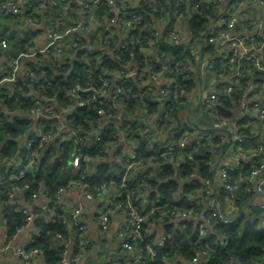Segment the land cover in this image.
Segmentation results:
<instances>
[{"label": "built area", "instance_id": "1", "mask_svg": "<svg viewBox=\"0 0 264 264\" xmlns=\"http://www.w3.org/2000/svg\"><path fill=\"white\" fill-rule=\"evenodd\" d=\"M164 1L0 0V28L6 17H14L16 24L9 26L19 34L4 36L0 31V49L18 51L0 70V91L9 99L22 91V98L33 104L28 110L12 111L0 105V126L21 119L28 124L25 131L0 143V193L10 200L24 196L26 187L20 183L44 162L54 164L65 153L64 144L73 142L69 182L58 188L55 202L57 210L69 217L68 226L78 232L79 255L71 259L72 264L94 248L81 220L83 205L63 202V195L73 190L88 200L101 201L96 215L101 235L111 230L114 216L127 218L116 234V251H101L85 264H142L144 252L154 258L168 247L165 230L147 249L135 245L144 238L143 225L149 216L158 211L148 193L142 192L141 174L153 175L163 166L175 170L172 179L180 186L176 199L195 203L187 210L173 211L168 223L192 224L197 243L215 239L212 247L206 244L191 259L176 255L167 258V264H213V253L228 245L218 224H232L241 215L258 219V228L264 231V0ZM142 7L144 14L139 11ZM198 18L204 28L194 33L191 25ZM162 44L172 49L185 45V57L177 60L175 51L163 50ZM75 62L83 73L66 91L67 104L61 106L55 96L39 92L36 83L47 82L52 67L58 66V74L67 78ZM29 63L38 64V69ZM180 73L186 75L182 82ZM134 96L139 99L131 107ZM226 100L229 117L220 114ZM149 102L159 104V112L150 113ZM45 104L53 109L47 112ZM174 108L181 123L173 118ZM92 141L98 160L83 152V147H93ZM8 142L15 147L11 154L4 149ZM97 161L120 166L121 182H116L115 174L109 183L91 187L87 179ZM188 161L194 166L185 177ZM199 161L209 175L200 173ZM83 164L89 171L81 172ZM132 184L136 191L130 190ZM184 186L195 187L194 194L185 192ZM241 190L248 193L242 207L237 194ZM124 194L128 200L120 201ZM39 198L43 201L37 204ZM51 204L47 193L32 195L20 212L28 216L26 226H35L33 238L17 247L10 242L24 227L10 235L5 206L0 205L4 238L0 251L14 250L23 264L44 263V250L30 246L39 232L38 211L54 216ZM142 207H151L150 214ZM162 216L156 223L165 227ZM123 250L133 258L123 257ZM63 254L67 255L66 249ZM228 264L242 263L234 259Z\"/></svg>", "mask_w": 264, "mask_h": 264}, {"label": "trees", "instance_id": "2", "mask_svg": "<svg viewBox=\"0 0 264 264\" xmlns=\"http://www.w3.org/2000/svg\"><path fill=\"white\" fill-rule=\"evenodd\" d=\"M36 3V0H31ZM160 4L165 3L164 0H158ZM147 9L148 7L145 6ZM139 11L144 14L143 7L139 9ZM8 25L16 24L17 19L14 17H6L4 19ZM204 28V22L201 18L195 20V22L191 25V30L196 33L200 32ZM8 33L11 35H15V37L19 36L17 32L12 29H9ZM21 44L15 46L19 48ZM163 50L175 51L176 59L182 60L185 55V45L179 46L176 49L169 48L168 45L160 46ZM129 57V55H127ZM129 58H125L124 61ZM139 62L142 60L139 59ZM29 65L37 70L39 65L29 63ZM143 65V64H141ZM184 70V69H183ZM60 73V68L58 66L52 67L47 82H37L36 86L39 89V92L47 97L55 96L57 103L61 106L67 104L66 91L73 85L74 82L78 80L79 77H82V66L80 67L76 62L74 63V71L67 78ZM186 75L180 73V82L183 81ZM133 92V94H135ZM172 95V92H171ZM42 97V96H41ZM155 97V96H153ZM5 98V99H4ZM4 99V102H2ZM139 98L135 97L131 99V107L136 106V102ZM229 100L224 102V108L220 110L221 115H225L229 117L228 108H229ZM0 105H4L9 111L20 109V110H28L33 106L29 99L22 98V91H18L13 99H9L8 95L5 94L4 91H0ZM42 106V103L40 102ZM47 106V104H45ZM47 112H50L53 109V105L47 106ZM52 108V109H51ZM148 110L150 113L159 112L160 105L156 102L150 103L148 105ZM93 116H96L94 112H91ZM178 109H173V118L176 123H181V119L179 118ZM232 116V115H231ZM84 118L80 119L79 122H83ZM48 125L55 124V120H45ZM15 126V127H13ZM28 128V124L21 120H16L13 125H3L0 126V143L3 141V138H7L10 136H15ZM179 135H177V138ZM87 142V139L84 140ZM96 144L92 141V146L90 148L83 147V152L85 155L89 156L93 160H98V150L94 148ZM66 146L65 153L58 159L54 164H48L44 162L42 168L36 172L34 175L27 176L21 183L20 186H24L25 193L24 196L19 195L16 199L10 200L8 194L0 193V205H4V213L5 217L8 219V228L9 234L14 235L18 229L25 227L28 222V216L24 215L20 211H22L26 203L31 201L32 195L34 193H47L50 198H52L53 204L49 207V210H55L54 216L49 215L50 212H45V216L40 215L42 211H38L39 216L35 218V225L39 229V232L35 236V242L31 244L30 248H40L44 250V263L45 264H58L64 260V250L66 248L60 247L58 243H56L55 239L60 238L66 241L68 236V224L67 221L69 217L64 211L57 210V206L55 202L57 201L56 197L58 195V188L62 186H66L69 182L70 176V168L69 163L72 157L73 151L76 148V145L73 142L65 143ZM8 154H11L14 151V144L8 142L4 148ZM100 159V158H99ZM200 162V161H199ZM200 173L207 176L209 175L207 172V166L204 162H200L197 164ZM93 170L95 172L89 171V166L87 164L82 165L81 172L89 171L87 182L90 183L91 187L98 186L103 182L109 183L111 180V176L115 175L118 177L116 182L120 183L122 180V172L120 174L121 167L115 165L114 163H99L98 161L94 164H91ZM194 166L193 162L188 161L187 164L184 165V173L183 175L187 177L190 173H192V167ZM175 174V170L172 166H163L158 169L153 175L148 173L141 174V177L145 179L144 183L140 186L143 191L148 193L149 200L156 204L158 211L153 212V215L149 216V221L143 225V235L144 238L141 241H136L135 245H141L147 249L149 246H152L155 242L154 238H151L147 235L146 229L149 224L156 223L160 220V217H165V233L168 236V247L160 251V253L152 258L148 252H144L140 258L142 260V264H167L166 260L169 257L180 255L185 260L191 259L198 250H203L206 248V244L210 247L214 238L210 239V242L205 243H197L198 233L189 222H181L175 224L173 222H169L170 216H173L171 213L184 211L190 207V204L194 203L192 200L178 201L176 199L177 193L179 191V183L173 180V176ZM235 177V175L233 176ZM43 185L45 188L43 189ZM184 191L193 195L196 190L195 187H185ZM130 190L136 191L133 184L130 187ZM97 194V192H94ZM239 204L242 207L247 204L248 193L244 191H239ZM127 195L124 194V197L120 201L128 200ZM132 200L136 202L135 196H133ZM246 203V204H245ZM195 204V203H194ZM159 206V207H158ZM144 213L150 214V208L142 207ZM162 214V215H161ZM50 216V218H48ZM259 220H249L246 215H241L236 219L235 222L229 225L218 224V229L220 232L228 237V245L224 249H218L215 253H213V264H228L234 259L238 260L242 264H253L255 261L264 260V231L259 230L258 228ZM77 246L74 247L73 257L78 256V242H76ZM132 259L133 257H129ZM125 259V258H124Z\"/></svg>", "mask_w": 264, "mask_h": 264}, {"label": "crops", "instance_id": "3", "mask_svg": "<svg viewBox=\"0 0 264 264\" xmlns=\"http://www.w3.org/2000/svg\"><path fill=\"white\" fill-rule=\"evenodd\" d=\"M10 29V26L8 23L3 22V25L0 28L1 33L5 36L7 35L8 31ZM13 48H10L7 51H2L0 49V70L6 65L7 59L10 57L13 53ZM63 202L67 205H74L76 203H80L83 205L84 209L82 212L81 220L87 227L88 233L90 235V238L93 242V247H95L97 244H111L112 246L119 245V239L116 238V234L118 230L124 225L126 222V216L125 214H120L117 216H114L112 218L111 223V230L107 233V235L103 236L101 235V232L99 231V227L96 222V215L98 212V208L100 206V200H88L84 198L80 192L77 190H73L62 197ZM43 201V198H39L37 204L41 203ZM177 221H175L176 224ZM3 226L0 224V247L4 243V238H2L3 234ZM68 236L66 241L64 239L56 238L55 241L64 246L67 251V255H64V261L67 262V264H72L71 259H73V250L74 247L77 246L76 240L77 238V229L75 227L68 226ZM35 231V226L33 224H29L28 226L24 227L21 231L17 233V235L11 240V246H22L29 243V241L33 238V234ZM164 231V226L162 224L158 223H151L148 225L146 229V233L149 237L154 238L155 240L159 238V236ZM5 237V236H4ZM6 243V241H5ZM5 245V244H4ZM106 250L116 251L114 248H109ZM104 251V250H102ZM97 255V254H96ZM94 255V256H96ZM83 256V255H82ZM80 257V260L82 258ZM91 256V257H94ZM88 257L86 262L91 258ZM79 260V263H80ZM39 264H44L42 260L38 262ZM78 263V264H79ZM0 264H23V260L21 256H19L14 250H9L6 252L0 251ZM76 264V263H75Z\"/></svg>", "mask_w": 264, "mask_h": 264}, {"label": "water", "instance_id": "4", "mask_svg": "<svg viewBox=\"0 0 264 264\" xmlns=\"http://www.w3.org/2000/svg\"><path fill=\"white\" fill-rule=\"evenodd\" d=\"M13 53L17 54L18 51L14 50ZM109 248L117 249V245L112 246L111 244H97L94 248H92L91 250H89L83 254L79 264H85L88 257L94 256V255L98 254L99 252H101L102 250H106ZM121 255L123 257H129L132 254L128 251L123 250V251H121Z\"/></svg>", "mask_w": 264, "mask_h": 264}]
</instances>
